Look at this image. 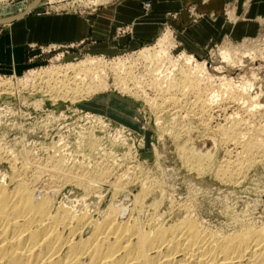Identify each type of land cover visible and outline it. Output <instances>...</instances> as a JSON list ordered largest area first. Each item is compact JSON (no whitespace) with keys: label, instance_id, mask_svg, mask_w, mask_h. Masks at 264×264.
<instances>
[{"label":"bare ground","instance_id":"6f19581e","mask_svg":"<svg viewBox=\"0 0 264 264\" xmlns=\"http://www.w3.org/2000/svg\"><path fill=\"white\" fill-rule=\"evenodd\" d=\"M37 2L28 3L25 11ZM13 17L1 22L9 26ZM173 47L171 38L163 34L154 48L141 50V74L133 72L135 62L121 58L108 63L90 57L78 64L54 67L53 73L62 79L56 83L59 86L52 102H72L105 92L112 76L122 95L141 99L150 107L156 131L161 137H171L183 165L197 175L214 177L223 186H216L215 191L224 201L232 202L231 191L259 169L264 139L258 138L257 132L242 133L241 125L249 122L240 112L229 117L228 127L219 126L216 131H211L206 121L213 108L223 104L217 89L222 82L229 104L242 107L251 117L264 114L261 93H254L259 68L236 81L217 77L210 74L206 62H198L185 52L172 56ZM233 51L222 48L219 57L234 65L237 54ZM243 54L256 58L252 49ZM257 58L264 60V54ZM238 63L243 66V62ZM222 70L216 68V72ZM48 114L55 119L56 113ZM101 120L95 117L105 128ZM70 131L48 147L41 145L46 149L35 151L22 139L0 143V264H264V216L252 215L253 204L240 211L234 207L236 202L221 206L222 221L214 226L199 210V193L192 181L181 198L170 193L168 198L162 180L152 169L133 167L134 174L122 172L110 182L107 179L116 169L102 166L98 159L112 160L119 166L135 156L125 152L114 158L112 152L101 150V140ZM118 133L106 143L114 147L122 143ZM230 142H236L242 151L234 154L235 160L225 157L228 161L220 164V146ZM3 161H8L7 171L1 166ZM161 166L162 171H157L168 172L164 164ZM74 171L78 173L73 175Z\"/></svg>","mask_w":264,"mask_h":264},{"label":"rangeland","instance_id":"374dc122","mask_svg":"<svg viewBox=\"0 0 264 264\" xmlns=\"http://www.w3.org/2000/svg\"><path fill=\"white\" fill-rule=\"evenodd\" d=\"M34 1L36 0H0V40L7 29L5 23L2 22H4L3 20L9 17V15L11 17L14 16L11 23L17 20V18L27 14L40 16L71 12L91 18L98 14V8H100L101 5L115 3L118 0H112L101 5H91L89 3L95 0H37L38 2L35 7L28 9V12L25 11V6ZM209 1L211 0H183V9L188 16V21L179 22L176 20L177 23L175 21V14H172L170 19H167L166 23H163L153 40L138 42L132 48L129 47V45H118L113 50L108 49L100 51V49H95L100 46H96V44L91 41H77L70 44H31L28 46V51L23 55L21 54L20 56V53H14L16 57L15 62L10 60L9 51L6 53V56L5 53L2 54L3 57L0 58V143H12L22 139L28 147H32L35 151L37 149H42L43 147H41V145L48 147V144L57 142L58 136L61 134L69 133L68 131L70 130H73L72 132L79 131V133H82L84 136L91 135L101 140V150L112 152L114 158H120L122 153L125 152L129 153L130 156L131 153L132 156H135L136 161L135 159H130L119 166H115L112 160L105 161L99 158L98 161H103L101 162L102 166L107 165L106 167H109L112 171L116 169L111 177L107 179L108 181L111 180L113 182L117 176L126 172L129 175H132V173L134 174L137 171L133 169V167H140L146 170L152 169L156 171L157 177L162 180L168 198H170V194L177 195L176 198L184 197L187 192V186L191 184L190 182L192 181L193 188H196L199 193V210L201 214L203 213L202 215L205 216V220H208L212 224L214 222V226L222 221L220 215L221 208L225 204L232 205V202H236L234 207H236L238 211L241 209H248L245 206L248 203L253 204L252 206L250 205L251 208H254L251 209L252 211L250 210L252 215L258 217L264 216V157L258 159L262 160V163H260L259 169L252 173V178L250 177L240 188H234L231 191L234 201L231 202L229 199L224 201V197L219 196L214 189L216 186L220 187L222 185L208 174L197 175L194 171L186 168L176 151L175 143L171 137L165 134L162 138L156 131L154 116L150 107L145 104L143 100L141 101V99L136 100L129 96L122 95L114 87L112 76L108 79L109 89L105 92H100L90 97L79 98L72 102L69 99L65 101L59 99L56 102H52V98H54L56 94L55 90L59 86L56 83L58 80L62 79L61 77L57 79V75L53 73L54 71H52V68L65 67L68 64H78L90 57L95 59L101 58L102 61L108 63H111L114 59L121 58L135 62V66L132 64L133 72L141 74L144 70V65L140 60V51L145 47L154 48L157 44V40L162 37L163 34H167L171 38L174 46L170 50L172 56L177 57L181 52H185L193 56L198 62H206L208 70L213 76H226L236 81L237 79L239 80L241 76H249L251 70L259 68L258 80L254 84V93H261L259 102L261 101L260 104L264 106V60L257 58L264 54H262V51L264 52L263 14L254 17V24H256L258 31L250 39L239 41L230 37L226 38L225 36L219 39H209L200 46V51L198 53L188 51L180 45L178 41V34L181 33L180 30L184 28H188L189 30L192 24L202 20L205 13H203L201 7L209 4ZM221 1L224 4V10H222L221 13V17L224 21L233 23L234 18H236V22L241 21L236 15L233 17V13L239 5L243 4V7H245L244 5L247 0ZM141 2V8L144 13H149L154 3L150 0H141ZM206 16L208 18H214L215 15H213V13H208ZM130 33V26H119L115 28L114 37L120 38L129 36ZM91 47L92 49H90ZM222 48H228L231 51L234 50L233 52L237 54L235 56L233 53V56H235V58L237 57L234 65L227 64L226 61L219 57V50ZM251 49L256 55L254 60H251L248 56L243 54L249 50L251 51ZM238 60L243 62L242 67L238 63ZM217 67H221L223 70L220 73L216 72ZM48 71L52 73H47ZM222 83L218 84L217 89L218 91L220 90L219 92L223 95V100L220 102L223 104L219 107H214L211 112L212 118H207L208 121L206 122L209 125V129H212L211 131H216L219 126L228 127L230 124L229 117L233 116L232 114L240 112V115L250 123H246L244 127L241 125V129L245 130L247 127L245 130L246 132L243 130L242 133L257 132L259 134L258 138L264 139V114L251 117L243 113L242 107L236 104H229L228 96H226L228 91L225 90ZM37 100H40V102ZM35 102L40 103L38 107H34L36 104ZM50 111L56 113L54 120L48 114ZM88 115L90 118L86 119L85 117ZM95 117L102 119L101 121L106 125L105 128H101L100 124L95 121ZM41 121L44 124H42ZM40 124H42L41 127ZM257 127L260 130H258ZM60 130L63 133H61ZM116 131H119L118 135L123 141L115 147L110 146L106 141L111 139V135ZM215 133L216 132H214V134ZM225 145L220 146L221 153L219 152L218 157L220 164L223 165H225L228 160H235L236 153L239 150V153L242 151V147L236 144V142H230ZM225 157L226 159L228 157V160H226ZM158 159L160 161H158ZM7 162L8 161L2 162L1 166L4 171H7L9 166ZM161 164H164L168 168L167 174H162L163 172H161L162 170L160 168L162 167ZM127 167H131V169L127 170ZM77 173L78 172L74 171L72 174L75 175ZM129 187L131 188V186ZM127 197L131 198V195L128 194ZM58 198L61 200L62 195H59ZM254 204L256 206H254Z\"/></svg>","mask_w":264,"mask_h":264},{"label":"crops","instance_id":"0c3cea01","mask_svg":"<svg viewBox=\"0 0 264 264\" xmlns=\"http://www.w3.org/2000/svg\"><path fill=\"white\" fill-rule=\"evenodd\" d=\"M150 1L154 4L147 14L141 8V0H118L115 3L101 5L98 14L91 18L71 12L40 16L23 15L7 26L0 40V58L4 53L6 56L9 51L10 60L15 62V54L23 55L28 51V46L35 43L70 44L91 41L100 46L95 48L100 51L113 50L118 45H129L132 48L138 42L153 40L172 14H175V21H188L183 9V0ZM223 6L221 0H211L209 4L202 6L204 18L192 24L189 30L188 28L180 30L181 33L178 34L180 45L188 51L198 53L200 46L209 39L225 36L241 41L250 39L257 33L254 17L264 15V0H247L245 7L243 4L239 5L233 17L236 15L241 21L236 22L234 18L233 23H227L221 17ZM208 13H213L214 18H208L206 16ZM125 25L131 27L130 35L115 38V28Z\"/></svg>","mask_w":264,"mask_h":264}]
</instances>
